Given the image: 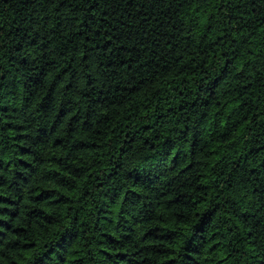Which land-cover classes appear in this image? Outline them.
<instances>
[{"label": "trees", "instance_id": "16d2710c", "mask_svg": "<svg viewBox=\"0 0 264 264\" xmlns=\"http://www.w3.org/2000/svg\"><path fill=\"white\" fill-rule=\"evenodd\" d=\"M0 264H264V0H0Z\"/></svg>", "mask_w": 264, "mask_h": 264}]
</instances>
